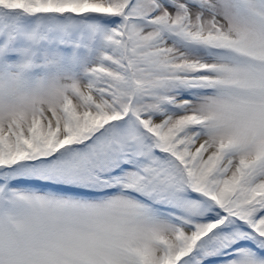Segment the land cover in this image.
Listing matches in <instances>:
<instances>
[{"label": "snow or ice", "instance_id": "1", "mask_svg": "<svg viewBox=\"0 0 264 264\" xmlns=\"http://www.w3.org/2000/svg\"><path fill=\"white\" fill-rule=\"evenodd\" d=\"M0 264H264V0H0Z\"/></svg>", "mask_w": 264, "mask_h": 264}]
</instances>
